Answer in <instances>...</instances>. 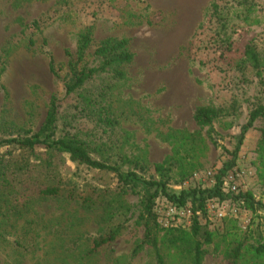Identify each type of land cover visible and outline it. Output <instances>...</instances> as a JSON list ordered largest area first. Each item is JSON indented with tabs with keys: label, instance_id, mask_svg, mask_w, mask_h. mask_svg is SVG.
Masks as SVG:
<instances>
[{
	"label": "rangeland",
	"instance_id": "obj_1",
	"mask_svg": "<svg viewBox=\"0 0 264 264\" xmlns=\"http://www.w3.org/2000/svg\"><path fill=\"white\" fill-rule=\"evenodd\" d=\"M87 31L89 67L100 64L94 52L108 37L129 39L135 56L123 79L110 69L64 99L68 60ZM54 95L63 99L56 136L82 141L94 160L135 171L141 182L162 181L170 194L214 187L222 171L221 181L232 173L239 193L264 204V120L240 144L250 110L264 104V0H0V140L37 132ZM197 106L223 111L200 125ZM55 185L110 196L93 209L40 196ZM141 188L67 153L7 147L0 151V264H159L149 245L133 252L145 234ZM166 200L161 194L155 202ZM241 202L236 218L201 213L198 234L193 224L165 228L157 219L163 264H195L200 243V264H231L237 246L236 264H264V211ZM115 230L116 240L90 252Z\"/></svg>",
	"mask_w": 264,
	"mask_h": 264
},
{
	"label": "trees",
	"instance_id": "obj_2",
	"mask_svg": "<svg viewBox=\"0 0 264 264\" xmlns=\"http://www.w3.org/2000/svg\"><path fill=\"white\" fill-rule=\"evenodd\" d=\"M219 5H213L212 13L218 10ZM93 43V37L90 31L82 34L74 58L68 60V72L70 77L65 83V97L74 94L80 89L88 80L90 81L97 74H101L110 69L114 71L117 79H123L125 73L122 67L132 62L135 54L129 47V39L127 38H116L108 37L100 41L97 46L94 55L100 60V64L97 67H89L84 62V56L90 49ZM247 59L251 62L254 67L259 65V55L252 46H248L246 49ZM53 73V67H50ZM63 99L54 95L50 103L48 104L47 111L43 120V125L40 129L30 136L24 137H11L5 140H0V151L7 147H13L19 152H32L37 147L44 148L47 151L67 153L72 160L76 163L87 167L89 170H97L100 172H114L119 181L124 185L131 186L134 189H139L140 185L143 184L140 196L139 209L140 219L143 223L145 234L143 241L134 249L133 252H137L140 248L145 245L152 247L156 259L159 264H163L161 254L159 252V241L157 236V217L155 212L156 199L159 195L164 194L171 203L176 205L186 206L190 204L194 211H200L201 213L205 210V202L211 198H219L220 200L231 198L233 201H242L245 209H250L252 212L258 210L264 211V204L261 201H257L253 198L251 193L243 194L239 193L231 195L230 192L224 191L222 188L221 176L224 171L218 176L219 182L211 188H193L190 190H182L179 194H170L167 192L166 184L162 181H151L146 182L140 180L135 171H122L118 167L94 160L88 153L86 145L75 137L71 136H56L57 133V116L59 113V104ZM222 109L209 107V106H197L193 113V120L200 125H211L214 119L220 115ZM248 121L243 129L242 138L246 131L251 128L255 121L262 119L264 120V104L255 106L250 110L248 114ZM108 120V117H107ZM262 136L264 139V129L262 130ZM233 164H229L228 167H232ZM217 178V177H216ZM41 197H64L65 199L74 200L79 202L82 206L87 209H93L98 207L110 196V190L105 189L100 194H82L78 193L73 189L61 188L59 186H48L41 190ZM201 224L199 223L198 217L194 219L193 229L198 234ZM120 235L119 230H115L105 235L104 237L94 241L90 252H96L97 250L104 248L112 241L116 240ZM206 239H210L209 235ZM202 245L197 244L195 249V264H200L203 250ZM242 246L230 250L228 256L231 264H236L238 258L241 255ZM261 252L264 251V245L260 247Z\"/></svg>",
	"mask_w": 264,
	"mask_h": 264
},
{
	"label": "built area",
	"instance_id": "obj_3",
	"mask_svg": "<svg viewBox=\"0 0 264 264\" xmlns=\"http://www.w3.org/2000/svg\"><path fill=\"white\" fill-rule=\"evenodd\" d=\"M209 177L216 178L217 175L214 171L207 173ZM238 175L232 173L226 174L222 179V188L231 195L238 194L239 184ZM204 214L209 219H222L225 217L236 218L239 214L238 206L231 198L220 200L219 198H211L205 202ZM156 217L162 227L169 228L179 225L191 226L196 217H200V211H194L190 204L186 206L176 205L170 201L157 203L155 206Z\"/></svg>",
	"mask_w": 264,
	"mask_h": 264
}]
</instances>
